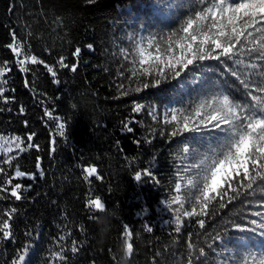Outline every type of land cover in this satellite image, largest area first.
<instances>
[{
  "label": "trees",
  "instance_id": "trees-1",
  "mask_svg": "<svg viewBox=\"0 0 264 264\" xmlns=\"http://www.w3.org/2000/svg\"><path fill=\"white\" fill-rule=\"evenodd\" d=\"M196 3L0 0V68H8L0 76L5 89L0 95V134L20 137L22 147L28 148L27 136L35 133L31 143L39 146L0 153V188L6 187L0 191V219L16 209L9 221L13 236L0 239V264H13L25 246V264H187L189 242L196 246L191 250L194 264H224L230 258L243 264L241 258L249 253L261 258L264 237L239 233L228 224L239 213L246 214L247 205L234 202L217 208L204 229L194 218H184L180 233L174 231L172 211L178 205L168 206L177 194L179 177L194 175L191 165L217 146L218 133H184L169 139L174 125L164 122L166 113L171 108L190 111L221 93L240 98L239 82L216 60L189 66L180 77L168 72L156 87L145 89L143 84L159 77L138 73L130 78L135 43L178 29ZM16 43L22 45L19 56L8 47ZM77 48L80 53L74 56ZM31 56L44 63L28 61L27 71H21L17 61ZM61 57L67 68L60 66ZM73 64L76 71L71 70ZM45 65L53 67L55 77ZM137 87L141 91H135ZM125 91L128 94L121 95ZM136 104L143 105L140 112L132 111ZM59 122L65 124L64 136L58 133ZM185 144L188 153L183 152ZM90 166L97 172L86 180L84 169ZM18 167L34 178L15 177ZM8 179L12 184L5 185ZM16 183L22 185L19 201L11 196ZM192 191L181 190L185 209L190 208ZM261 195L256 191L248 197L254 211L259 210L256 201ZM96 198L105 204L103 210L88 206ZM124 225L133 232L130 257L123 250ZM146 225L153 231L147 232ZM217 233L221 239L215 238ZM199 248L204 256H199ZM56 252L65 259L52 255Z\"/></svg>",
  "mask_w": 264,
  "mask_h": 264
},
{
  "label": "snow or ice",
  "instance_id": "snow-or-ice-1",
  "mask_svg": "<svg viewBox=\"0 0 264 264\" xmlns=\"http://www.w3.org/2000/svg\"><path fill=\"white\" fill-rule=\"evenodd\" d=\"M13 39L15 41V37ZM8 47L12 48L17 56L21 54L22 45L16 43L15 46L10 44ZM79 53L80 49L77 48L73 55ZM128 55L125 51V59ZM133 56L130 78L136 77L138 73L145 77H159L154 79L151 85L144 83L145 89L158 86L162 80L168 78V72L174 73L173 78L180 77L189 66H200V62L207 60H216L224 65L227 73L239 82L236 90L240 93V98L221 93L201 101L190 111L185 108H171L166 113L164 122L174 125L169 139L184 133L203 134L213 130L218 133L217 146L211 148L210 153L203 154L196 164L191 165L194 175L179 177L175 184L177 194L168 202V206L171 208L172 205H178L172 208V211L176 213L173 221L174 231L180 233L184 218H188L189 221L194 218L195 225L204 229L207 220L218 214L217 208L223 209L234 202H239L247 205V213H239L228 224L239 233H259L264 237V195L256 201L259 210L254 211L253 201L248 199L256 191L264 193V0H197L178 29L166 35L141 38L134 45ZM28 61L32 64L44 63L38 61L35 56L26 57L17 61L21 71H27L25 64ZM59 63L63 68L68 67L63 57ZM137 65L139 67H136ZM45 67L53 77L56 76L53 67L48 65ZM76 69L77 65L73 64L71 70ZM6 71H8L6 66L0 68V76ZM120 87L123 88L124 85ZM4 91L5 89L0 87V95ZM135 91L139 92L141 88L137 87ZM127 94V91L121 93ZM142 108L143 105L136 104L132 111L140 112ZM20 112H24L23 107L20 108ZM45 115L53 119L52 112L48 109H45ZM55 119L59 121L61 118ZM153 119H156L155 115ZM56 127L59 135L64 136L65 124L59 122ZM125 127L129 132L132 131L127 125ZM34 135L35 133H32L27 136L28 148L35 147L39 150L38 145L31 143ZM21 143L20 137L0 136V152H12L13 145L18 152H26L28 148L21 147ZM52 144H55V138ZM52 150H55L54 147ZM183 152H189L188 144L184 145ZM11 159L13 157H9V161ZM36 167L40 168L39 158ZM3 171L4 169L0 168V172ZM84 172L87 174L85 176L87 180L97 172V169L90 166L86 167ZM144 172L149 177L152 176L150 169H144ZM14 175L20 178L25 176L34 178L30 173L21 171L19 167ZM40 175L43 176L44 172L40 171ZM136 179H141L140 172L136 173ZM4 183L12 184V180L8 179ZM182 188L193 190L189 197L191 201L189 209H185V198L180 194ZM21 189L20 183L11 188V196L17 201L22 199ZM4 190L6 187L0 188V191ZM88 206L97 210L105 208L100 198L90 199ZM182 209L185 210L181 211ZM15 212L16 209L12 208L5 213L6 219H0L2 233L0 239L13 236L9 221ZM145 229L147 232L153 231L152 227L147 225ZM224 231H227V226ZM123 236V250L125 256L130 257L133 253V232L128 225H124ZM188 236L191 241L193 233L189 232ZM215 238L221 239L220 233H217ZM195 247L193 242L188 243L190 251L187 264H194L191 250ZM72 251H77L75 243ZM260 252L259 259L251 253L248 257H242L243 264H264V249ZM198 254L204 256L205 250L199 248ZM27 255L28 246H25L18 259L13 260V264H25ZM52 255L59 260L65 259L62 252ZM224 264L239 262L230 258L226 259Z\"/></svg>",
  "mask_w": 264,
  "mask_h": 264
},
{
  "label": "rangeland",
  "instance_id": "rangeland-1",
  "mask_svg": "<svg viewBox=\"0 0 264 264\" xmlns=\"http://www.w3.org/2000/svg\"><path fill=\"white\" fill-rule=\"evenodd\" d=\"M0 136H5V137H8V138H11L12 136L11 135H7V134H0ZM22 147V145H21ZM15 146L13 145V151H15ZM0 153H4V152H0ZM94 208V207H93ZM95 209V208H94Z\"/></svg>",
  "mask_w": 264,
  "mask_h": 264
}]
</instances>
